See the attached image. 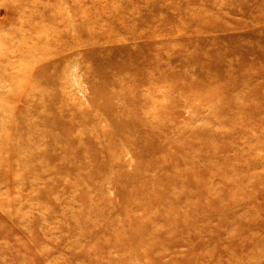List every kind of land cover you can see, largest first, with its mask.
<instances>
[{
	"label": "rangeland",
	"instance_id": "1",
	"mask_svg": "<svg viewBox=\"0 0 264 264\" xmlns=\"http://www.w3.org/2000/svg\"><path fill=\"white\" fill-rule=\"evenodd\" d=\"M257 4L0 0V264H264Z\"/></svg>",
	"mask_w": 264,
	"mask_h": 264
},
{
	"label": "bare ground",
	"instance_id": "2",
	"mask_svg": "<svg viewBox=\"0 0 264 264\" xmlns=\"http://www.w3.org/2000/svg\"><path fill=\"white\" fill-rule=\"evenodd\" d=\"M258 3H259V2H258ZM257 7L259 8V11L263 9L262 4H259V5L257 4ZM260 14H264V13L260 11ZM260 14H256V15H255L254 19H255L256 21H258V20L261 19V18L264 19V15H260ZM253 16H254V15H253ZM6 136H7V135H6ZM8 138H9V137H8ZM36 148H37V147H36Z\"/></svg>",
	"mask_w": 264,
	"mask_h": 264
}]
</instances>
